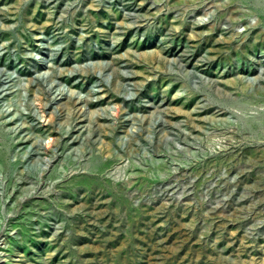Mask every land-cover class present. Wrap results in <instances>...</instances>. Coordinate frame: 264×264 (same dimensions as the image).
I'll return each mask as SVG.
<instances>
[{
	"label": "rangeland",
	"instance_id": "obj_1",
	"mask_svg": "<svg viewBox=\"0 0 264 264\" xmlns=\"http://www.w3.org/2000/svg\"><path fill=\"white\" fill-rule=\"evenodd\" d=\"M65 96L93 113L44 106ZM83 125L100 135L102 175L146 177L120 192L130 212L65 179L79 165L61 162L60 133ZM0 150L9 264L99 260L65 254L86 247L70 209L101 216L94 247L115 235L118 264H264V0H0Z\"/></svg>",
	"mask_w": 264,
	"mask_h": 264
},
{
	"label": "bare ground",
	"instance_id": "obj_2",
	"mask_svg": "<svg viewBox=\"0 0 264 264\" xmlns=\"http://www.w3.org/2000/svg\"><path fill=\"white\" fill-rule=\"evenodd\" d=\"M171 1H180V0H171ZM234 8L232 7V5L230 4L229 7L227 8V13H231L232 10ZM263 21V20H262ZM259 22L261 23V20H259ZM259 22L257 24H255V26H257L259 24ZM252 29V27H249L250 30ZM235 38V37H234ZM233 37L230 38L229 42L232 46V44H234L235 46H233L234 48H239V47H247L248 43L247 42H241L242 44H236V41ZM32 86V82L30 84ZM38 89L42 92V93H46V90L42 89L40 86L38 87ZM56 104V106H58V109L60 110H66L68 115H76L77 113L80 112V117H84L86 114L88 113H93L90 112V110H86V109H82V106H93V100L92 99H79V98H72V96L70 97H55V98H49V99H45V107H48L49 104ZM74 118V117H73ZM76 119V118H75ZM133 120V119H132ZM85 118L82 119L81 121H79L80 123L85 122ZM153 124L157 126V128L159 126H161L162 124L160 123V121L158 120H154ZM83 126L77 127L76 129L69 128L68 130H66L65 132H61L60 135L62 136V138H71V142L69 143H65L66 145V150L62 155H60L61 157V162H68L69 159H71L72 164L75 165H79V167H73L70 170V172L67 174V178H65L66 180H69V178L71 179H75V180H79V181H84V182H90L92 185H90L89 187H87L86 189H82L81 187H78V190L83 192V197L82 199H87L89 197V194L87 193V189L91 190V196H96L93 195L92 193L97 190L98 194H102L105 196H109L110 199V205H114L116 204V211H115V216L118 215L119 211L121 209H124V211L126 213L131 211V208L125 203L123 202L120 197V192L123 194H129L130 191L133 190L132 185H134L135 180L137 178L139 179V183L142 182H147L146 177L143 175H129L127 180L124 182L119 183V176L117 175H108V176H104L103 171L105 169L106 162L103 160H101L100 155H98L97 153L94 152V145L96 143L99 142V136L98 134L95 133L94 129H88V130H81ZM75 130V131H74ZM109 130L113 131L114 128H112L111 126H109ZM76 133L73 136V132ZM134 133H139V130H135L133 126H131V131H129L127 133V136H131ZM149 134H153L154 137L159 136L157 138H160L161 134H163V130L159 129L158 131H156V128H154V130H151L149 132ZM25 141H22L21 143H23ZM70 144V145H69ZM122 144L124 145L123 149H121L116 155L111 154V160H119L122 158L123 153H124V148L128 146V142L127 141H122L121 139V143L119 145L122 146ZM130 146V145H129ZM6 153V152H5ZM5 153L4 151L0 150V159H4L5 157ZM23 155H26L25 157H29L31 155L29 150H25L23 151ZM16 159V165L20 166L21 169V163L23 162L20 159L19 155L15 154ZM24 156H22L21 158L24 160L25 158ZM51 156L48 159V163H51L52 160ZM109 161V160H108ZM22 170V169H21ZM28 178H25V181ZM77 184V183H76ZM122 186L121 190H118V187ZM107 187L108 191L105 192L103 190V187ZM94 190V191H93ZM118 190V191H117ZM26 200V199H25ZM96 204H98V202H95ZM69 213L73 216L74 220V224H73V229L79 227L80 230H78L75 233V236L73 237L74 240L77 242V244H82V242L84 244H86V247H78L74 250H68L65 252V254H74L77 257H80L83 254H91L92 257L96 254V253H100V257L99 260L92 258L90 260H88L87 264H118V258H117V250H116V238L115 235H112V239L109 241L110 242V247L108 251H102L98 249L97 247H94V245H96L99 241V238L101 237L102 233L101 231L98 230L97 226H98V222L100 220V215L96 212H89L86 215H82V213H76V209L72 210H68ZM85 221H91L90 224H84ZM64 238V237H63ZM70 238L69 237H65L64 241H69ZM42 242L41 239L34 237L33 238V243L35 244H40ZM51 256H49V258H47V263H49ZM0 264H9L8 261L6 260H2L0 258ZM11 264V263H10ZM129 264V262L127 263Z\"/></svg>",
	"mask_w": 264,
	"mask_h": 264
}]
</instances>
